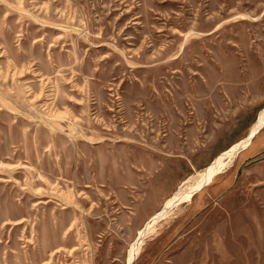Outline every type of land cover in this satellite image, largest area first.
Listing matches in <instances>:
<instances>
[{"label": "rangeland", "instance_id": "374dc122", "mask_svg": "<svg viewBox=\"0 0 264 264\" xmlns=\"http://www.w3.org/2000/svg\"><path fill=\"white\" fill-rule=\"evenodd\" d=\"M263 118L264 0H0V264H264Z\"/></svg>", "mask_w": 264, "mask_h": 264}, {"label": "bare ground", "instance_id": "6f19581e", "mask_svg": "<svg viewBox=\"0 0 264 264\" xmlns=\"http://www.w3.org/2000/svg\"><path fill=\"white\" fill-rule=\"evenodd\" d=\"M14 69H15V68H14ZM43 84H44V83H43ZM46 94H47V93H46ZM55 113H56V112H55ZM260 115H261V114H260ZM259 117H260V116H259ZM263 119H264V118H263ZM257 122H258V121H257ZM261 123H262V122H261ZM255 125H256V124H255ZM252 128H253V126H252ZM252 128H251V130H252ZM254 128H255V127H254ZM256 129H257V127H256ZM252 131L255 132L254 130H252ZM253 134H254V133H253ZM248 140H249V138H248ZM248 140H247V142H246L245 140H244V141H245L246 143H248V142H249ZM245 142H244V143H245ZM246 143H245V144H246ZM240 145H242V144H240ZM246 145H247V144H246ZM241 148H242V147H241ZM238 149H240V148L238 147ZM232 150H233V149H232ZM230 151H231V150H230ZM232 152H233V151H232ZM234 152H235V151H234ZM224 153H225V152H224ZM228 154H229V152H228ZM230 154H231V153H230ZM222 155H223V154H222ZM232 155H233V154H232ZM220 156H221V155H220ZM220 156H219V157H220ZM224 158H225V157H224ZM233 158H234V155L231 157V160H233ZM228 160H229V157L227 158L226 161H228ZM223 161H224V160H223ZM213 162H214V161H213ZM218 162L221 163V161H219V159H218ZM215 163H216V162H214L213 165H216ZM224 164H226V163L224 162ZM224 164H223V165H224ZM210 165H211V166H210V168H211L213 165H212V164H210ZM219 166H220V165H219ZM220 168H221V167H220ZM222 168H223V167H222ZM207 169H208V168H207ZM217 169H218V168H217ZM208 170H210V169H208ZM221 170H223V169H221ZM211 171H212V170H211ZM211 171H210V172H211ZM217 171H218V170H217ZM217 171H216V172H217ZM206 172L209 173V171H205L204 174H206ZM212 172H213V171H212ZM214 172H215V170H214ZM204 174H203V175H204ZM200 175H201V174H200ZM207 175H208V177H209L210 174H207ZM212 175H213V173H212ZM202 179H203V178H202ZM199 180H200V179H199ZM201 182H202V180L200 181V185H201ZM197 183H198V181H197ZM197 183H196V184H197ZM202 183H203V182H202ZM194 185H195V184H194ZM192 187H193V186H192ZM190 190H191V189H190ZM192 191H195V190L192 189ZM189 192H190V191H189ZM187 193H188V191H187ZM186 195H187V194H186ZM186 195H185V196H186ZM189 195H190V193H189ZM175 197H176V196H175ZM183 198H185V197H183ZM183 198H182V199H183ZM186 198H187V197H186ZM171 200H172V199H171ZM171 200H170V202H171ZM166 203H167V202H166ZM168 203H169V202H168ZM168 203H167L166 205H168ZM142 231H144V230H142ZM145 231H146V230H145ZM145 231H144V233H146ZM144 233H143V234H144ZM139 238H140V237H139ZM138 241H139V240H138ZM134 244H135V243H134ZM139 245H140V244H139ZM131 250H132V249H131ZM133 250H134V247H133ZM135 251H136V250H135ZM131 254H132V253H131ZM128 263H129V262H128ZM132 263H133V262H132Z\"/></svg>", "mask_w": 264, "mask_h": 264}, {"label": "crops", "instance_id": "0c3cea01", "mask_svg": "<svg viewBox=\"0 0 264 264\" xmlns=\"http://www.w3.org/2000/svg\"><path fill=\"white\" fill-rule=\"evenodd\" d=\"M257 143H258V145H256V149L257 150L260 149V150H263L264 151V131L261 132L260 137L258 138ZM257 152L258 151H256L255 153H257Z\"/></svg>", "mask_w": 264, "mask_h": 264}, {"label": "water", "instance_id": "95a60500", "mask_svg": "<svg viewBox=\"0 0 264 264\" xmlns=\"http://www.w3.org/2000/svg\"><path fill=\"white\" fill-rule=\"evenodd\" d=\"M253 137H254V136H252V137L250 138V142L252 141ZM194 194H195V193H194ZM194 194H193V195H194ZM193 195H192V196H193Z\"/></svg>", "mask_w": 264, "mask_h": 264}]
</instances>
